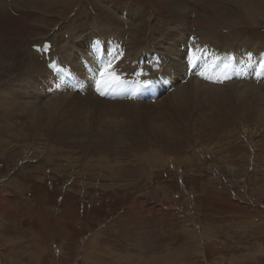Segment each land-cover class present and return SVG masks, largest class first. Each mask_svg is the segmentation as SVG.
Returning a JSON list of instances; mask_svg holds the SVG:
<instances>
[{
    "label": "rangeland",
    "instance_id": "1",
    "mask_svg": "<svg viewBox=\"0 0 264 264\" xmlns=\"http://www.w3.org/2000/svg\"><path fill=\"white\" fill-rule=\"evenodd\" d=\"M24 1L28 6L23 7H31L34 14L30 27L23 26L27 20L0 22V76L6 74L0 83V103L6 96L12 98L17 85L26 84L35 92L27 91L29 103L24 98L14 102L25 106L23 112L17 109L20 117L0 108V126L15 122L22 132L19 141L7 144L0 129V264H264V124L212 113L203 104L190 105L187 118L179 119L158 101L178 84L190 82V73L201 77L203 67L189 71L186 62L182 75L180 69L179 78L163 92L152 90L162 75L171 80L168 73L173 71L164 69L152 78L132 76L126 94H132L140 80L137 86L157 98L141 92L127 99L121 90L110 101L157 109L156 116L145 114L144 125L143 114L122 106L90 123L93 111L80 114V107L78 116L60 114L61 120L53 116L36 123L34 113L66 101L60 96L72 97L70 93L85 99L93 94L91 80L76 84L74 91L59 87L56 93H47L42 84L47 76L38 75L43 69L49 74V61L46 55L28 54L32 42L40 39L57 46L60 57L70 38L85 52L93 43L100 50V43L114 36L126 47L134 45L158 56L163 52L172 61L164 42L180 36L177 28H188L187 37L199 38L196 33L215 27L217 43L228 46L218 56L224 55L229 63L235 58L234 48L250 43L256 52L264 49V0H186L187 26L175 21L168 0H57L49 9L46 4L54 0ZM177 43H184L189 54L198 48L186 39ZM75 46L72 55L82 64ZM217 49L220 53L221 46ZM230 68L231 63L224 72ZM84 71L89 79L94 75L91 68ZM259 82L248 86L258 87ZM235 83L240 82L213 84L212 91ZM99 98L105 100L106 93ZM259 107L264 114V105ZM151 118H159L162 132L174 139L164 143V137L148 135L150 127L144 126ZM67 120L71 126H64L66 131L72 127L90 134L63 132L58 121ZM188 244V257H181ZM167 252L169 259L154 260Z\"/></svg>",
    "mask_w": 264,
    "mask_h": 264
},
{
    "label": "bare ground",
    "instance_id": "2",
    "mask_svg": "<svg viewBox=\"0 0 264 264\" xmlns=\"http://www.w3.org/2000/svg\"><path fill=\"white\" fill-rule=\"evenodd\" d=\"M55 1H57V0L52 1L49 5L47 3L46 4L47 8L48 9L52 8L53 4L54 3L56 4ZM168 1H171L172 12L176 15V16L174 15L175 21L179 20L180 22H182L183 25L187 26L189 23L188 22L189 21V13L185 12V10H187V8H188L187 6H189V3L186 0H168ZM24 3H25L24 0H0V22H2L1 20H5V19L10 20V21L12 19H15V20L19 21L20 23L27 20L26 23H23V26H26V27L29 26L30 18L34 14L31 11H29L31 7L30 8L29 7H23ZM25 5L28 6L26 3H25ZM181 5L182 6L184 5V11H183V8ZM8 10H10V12ZM187 13H188V16H187ZM129 14H132V13H129ZM40 15H44V14H40ZM37 27H40V25H37ZM176 28H177V26H176ZM177 29L180 30L179 31L180 36L174 35V37L171 40L166 39V41L164 42V44H165L164 49L170 47L168 54H169L172 61L167 59L164 56L163 52L159 53V55L164 58V60H162L163 62H162V69L161 70L155 67L156 62L154 60L150 63V65L143 67L142 70H139L138 64H140L142 62L139 61L138 58L140 56H142L143 53H148L150 51H148L147 49L145 52L139 51L137 49V47L133 45L131 47L127 46L126 47L127 51H126L124 57L114 64L116 69H117V72H121L122 73L121 77H124L125 79H128V81H129V79H131L132 76L137 77V73H141V72L143 73L142 75H140V77H137V78H141V77L152 78V77L156 76L155 75L156 72H160V71L166 69V70L173 71V73L170 72V73H168V75H173V77L171 78V81H175V78L177 76L179 78V73L181 72L180 69L182 70L180 76L182 75V73L184 72V69H185V66H184V64H185V61H184L185 53L180 51V49H179L181 45L185 46V44H184L185 42L181 43L180 45L177 42H180L181 40L185 41V39L186 40L188 39V37H187L188 33L184 32V31H187L188 28H177ZM177 29H176V31H178ZM95 31H96V29H95ZM97 31H98V28H97ZM215 32H216L215 27L214 28H212V27L207 28V30H201L199 33L195 32L196 35H198V37H199V38H197L198 42H200V44H202L198 48V52H199V49H201L203 47V44H205L206 47L208 48L207 52L204 56V59H203L204 61H207L205 64L206 66L213 64L214 60L217 57L218 58H217L216 62H220L221 60L223 62H225V59H222L224 57V55H221L220 57L218 55L222 54L224 50L227 51L226 47H228V46L223 47L221 44L217 43V41L214 37ZM98 34H99V38L101 40L102 34H100V33H98ZM40 40H41L40 42L37 41L38 43L32 42V45L30 46L29 51H28L29 55L32 54L34 56H39L36 53V51H43L44 52L45 48L50 47L49 48L50 61H53L55 58H57L59 60V64H61L64 68L67 69L68 74L76 73V76L78 78L76 80L78 82L75 81L74 85L80 84V83L84 82L85 80H91L92 87L100 86L97 83V81L100 79V76L98 75V77H96V73L98 72L99 69H102L104 66H101V62L98 61L97 57L102 58L103 55H102V52L96 48L95 43H93V46H89L87 49H85V52H84L83 45L80 44V46H82V52H81L79 50V48L77 46H75V44H74L75 38L74 37L70 38L69 42H71V43L65 45L64 50H63V52H60L61 56L59 57L58 52H57V50H58L57 46L53 47L48 42L42 41V39H40ZM81 43H82V41H81ZM73 44L75 46L74 51L77 50L80 54H82L84 63L81 64L78 60L74 59L75 56H73L72 52H71L73 47H74ZM192 44L195 45L194 43H192ZM109 46L112 47V45H110V44H109ZM196 46H198V45H196ZM217 46H221L220 53L217 49ZM230 47L232 48V46H230ZM243 47H245L249 50H254L256 54L259 53L260 59L258 61H260L261 57L264 56V53L259 52V51L264 50L262 48L258 49V51L256 52L255 48H257V47L251 46L250 43L247 45L245 44ZM234 49L236 52L238 50V47L234 48ZM234 54H235V59H237L238 54L237 53H234ZM33 60H34V58H33ZM190 61H193V63H194V61H195L194 56L190 55L189 59L187 60L188 67L193 66V63H190ZM258 61H256V62H258ZM94 64H95L96 68H95ZM197 66H198V64L196 63L195 68ZM241 67L242 68H238L239 71H242V69L245 66L241 63ZM9 68H10V65L8 66L7 70ZM88 68H91L94 71V75H92L94 80L92 78L89 79L90 75L89 76L85 75L84 70L88 69ZM43 71L44 72H41L38 75L41 78L43 75L47 76V79L45 78L46 80L43 81V83H42L43 86L48 87L49 91H47V93H55V91H53L52 84L51 83L47 84L49 74L47 72H45L44 69H43ZM206 71H209L211 73V75H216V74H219L220 67L218 66L215 68H210ZM261 71H264V68H262ZM223 73H225L227 75L231 74L230 70H229V73H226L223 70ZM223 73H221L220 75L224 77ZM68 74H64V75L66 76ZM5 75L6 74L0 76V83L5 81ZM59 77H61V76H59ZM59 77L57 76L56 82H60ZM263 78H264V76H263ZM189 79H191V80H190V82L187 81L186 85L185 84H178L177 85L178 88L177 89L174 88L170 94L164 95L165 94L164 93L158 97V101L161 102V105L165 106L172 113V116H174L175 118H179V119L187 118V116L190 112L189 110L191 109L190 105H192L193 107H196L199 104H203L204 106H206V109H208L209 111L211 110L212 113L213 112L214 113H220L221 112V114L222 113L223 114H229L228 116L232 117L234 119L238 118V119L246 120V118H248L250 121L255 122L257 124H264V114L260 112L261 109L259 107L261 105H264V83L263 82H261V83L259 82L260 85L258 87H253V86H248L251 81L237 80L235 78H232L233 80L238 81L241 84L235 83L234 85H232L229 88H226V89L216 88V91H212V89L214 88V87H212L213 84H208L206 82L196 80L192 76ZM260 79H262V76L260 77ZM262 80H264V79H262ZM67 81H71V77ZM137 81H138V83H140V80H137ZM177 81H178V79H177ZM176 84H177V82H176ZM81 85H86V82L82 83ZM229 85H230V83H229ZM16 87L17 88L10 93L11 96L13 95L12 98L10 97V95H9V97L6 96V98L2 100L3 104L0 103V108L2 107L3 112L7 113L8 115H11V116L14 115V116L20 117L21 116L19 113L20 110H17V109H22V112H23L25 109V106L14 105V102H17L16 101L17 98H20V99L24 98V102L29 103L28 99H30L31 97H28V94H31V93H28L27 91L32 90L31 92H34V89L28 87L26 84L24 86L17 85ZM149 87H151V86L149 85ZM64 89H65V87H64ZM66 90L71 91V89H66ZM91 91H92L93 95H90L89 97H87L85 99H75L74 94H70V93H68V95H72V97L67 96V95H63L62 97L60 96V98H63L66 101H60L59 100V101H57L58 103L55 102L52 104L53 108L49 107L45 111H37L36 113H34L35 114V122L40 123V121L42 122V121H46L49 119L52 120L53 116H55V120H57L59 118L60 114H62V115L63 114H67V115L72 114V116H73L76 113L78 116L80 114H83L85 112V110L87 109V110L93 111V114L91 113L90 117L88 119V120H90L89 121V123H90L91 121L95 120L94 118L101 117L105 114H112V112L115 113L116 109L114 110L113 107H117V106H122L124 109H129L132 107L137 114H139V115L143 114L142 117L140 118V120H141L140 123H143V125L145 122L144 119H147L145 117V114H148L149 116H156L158 114L157 109L138 108V105L136 103H132L129 101H110L107 99L104 100V99H101L95 95V93H94L95 90H91ZM152 91L160 92V84H158L156 87H154ZM254 91H256V93ZM65 93H67V92H65ZM209 93H211V95H209ZM69 98H71V99H69ZM79 107H80V110H79L80 114H78L76 111V109ZM122 107H121V109H122ZM67 109H71L72 111L67 112L66 111ZM154 112H155V114H154ZM155 119L156 118H151L149 123H147L146 126H144L146 129L150 127L148 129V132H149L148 135H152V136L156 137L157 139L160 136H162V137H164L163 138L164 143H167L166 142L167 138L173 140L174 137H171L167 133L162 132L163 124H160V125L157 124L160 122L159 118L156 119V120H158L157 122H155ZM81 121H82V119H81ZM66 122H68L69 124L68 123L64 124L61 121H58L60 128L62 130H64L63 132H68L71 136H79V137L86 135V133L90 134L87 131H84L83 129H81V130L78 129V130L73 131L72 127H70V129H68L66 131L64 126H71L70 122L68 120ZM247 122H249V121H247ZM155 124H157V125H155ZM80 125H81V123H80ZM152 125H154V126H152ZM0 129H2L1 130L2 133L6 134L5 142L7 144H13V143L15 144L17 141H19V137L22 135V132L20 130V126L16 125L15 122H12L11 124L6 123V126H4V127L0 126ZM20 132H21V134H20ZM91 132L97 133L94 131H91ZM132 134H136L137 136L139 135V133L138 132L135 133L134 130L132 131ZM167 141H170V140H167ZM172 143H174V141H172ZM1 156L4 157V155H1ZM9 183H11V181H9ZM189 248L190 247L188 244L185 246L184 249H182L180 251L183 255L181 257H184L187 255V253H189ZM168 257L170 258L169 252H167L163 258L157 256L154 258V260L157 262H164V259H166ZM186 257H188V256H186ZM231 258H234V257H231ZM236 258H238V257H236ZM232 260H234V259H232Z\"/></svg>",
    "mask_w": 264,
    "mask_h": 264
},
{
    "label": "snow or ice",
    "instance_id": "3",
    "mask_svg": "<svg viewBox=\"0 0 264 264\" xmlns=\"http://www.w3.org/2000/svg\"><path fill=\"white\" fill-rule=\"evenodd\" d=\"M119 55V54H118ZM193 63V61H190ZM50 67L55 68L56 65L52 64ZM230 65H225L227 69ZM261 67L264 68V62L261 63ZM143 73H137V75H142ZM100 79L97 81L98 85H103L104 87H112L121 84L122 78L121 74L116 72L113 67L112 61L107 62L104 67L100 70L99 73ZM103 91H101V95H103Z\"/></svg>",
    "mask_w": 264,
    "mask_h": 264
}]
</instances>
